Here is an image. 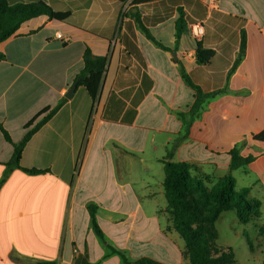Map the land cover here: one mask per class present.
Here are the masks:
<instances>
[{
    "label": "crops",
    "instance_id": "0c3cea01",
    "mask_svg": "<svg viewBox=\"0 0 264 264\" xmlns=\"http://www.w3.org/2000/svg\"><path fill=\"white\" fill-rule=\"evenodd\" d=\"M43 1L69 17H34L0 43V264H189L164 162L211 185L258 164L264 182V0ZM198 43L216 51L210 63ZM87 49L108 57L98 99L83 85L68 98ZM63 98L5 176L13 143ZM235 148L254 160L232 170Z\"/></svg>",
    "mask_w": 264,
    "mask_h": 264
},
{
    "label": "trees",
    "instance_id": "16d2710c",
    "mask_svg": "<svg viewBox=\"0 0 264 264\" xmlns=\"http://www.w3.org/2000/svg\"><path fill=\"white\" fill-rule=\"evenodd\" d=\"M46 15L50 19L64 21L70 13L55 11L43 0L31 2L10 3L0 0V43L16 34L21 25L34 17ZM136 21L143 27L141 20ZM185 25L183 16L176 21L177 36L181 34ZM144 29V27H143ZM246 50V37L242 34L241 45L235 65L240 62ZM216 51L205 48L198 43L196 61L198 64H208L214 58ZM5 58L0 52V61ZM108 57L96 56L89 49L84 56V67L76 75L73 85L86 87L91 97L98 99L101 81L106 69ZM201 99V98H200ZM199 99L198 103L201 101ZM66 101L63 98L56 106L45 108L39 115H45L32 126L19 143H13L14 151L7 163L5 176L13 167L20 168L21 153L33 133L50 119ZM36 118L26 124V128L33 125ZM5 138L11 140L7 131H3ZM264 142V130L254 137ZM254 160L253 155L243 157L237 148L232 150L230 168L238 169ZM166 178L164 190L167 200L166 211L170 215L172 228L175 229L185 242L184 254L189 264H235L236 255L232 247L217 244L218 231L216 222L225 211L234 210L239 221L248 223L261 215V201L251 196V188H236V179L232 175L220 178L211 185L210 178L197 171L194 166L184 162L165 161ZM30 173H41L39 169H25ZM50 264V263H41ZM133 264H164L150 258H142Z\"/></svg>",
    "mask_w": 264,
    "mask_h": 264
},
{
    "label": "rangeland",
    "instance_id": "374dc122",
    "mask_svg": "<svg viewBox=\"0 0 264 264\" xmlns=\"http://www.w3.org/2000/svg\"><path fill=\"white\" fill-rule=\"evenodd\" d=\"M254 171L248 170L247 175L237 173L239 190L243 187L251 188V196L261 201V215L248 223L239 221L234 210L225 211L216 222L218 231L217 244L232 247L236 255L235 264H264V182L257 174L261 167L257 164ZM257 169V171L255 170ZM241 178L245 183L252 184L241 186Z\"/></svg>",
    "mask_w": 264,
    "mask_h": 264
},
{
    "label": "built area",
    "instance_id": "2783aa9c",
    "mask_svg": "<svg viewBox=\"0 0 264 264\" xmlns=\"http://www.w3.org/2000/svg\"><path fill=\"white\" fill-rule=\"evenodd\" d=\"M191 32L195 37H200L204 33L203 25L200 23L191 24L190 26ZM57 37H62L61 34H57ZM78 172V168L76 169V174Z\"/></svg>",
    "mask_w": 264,
    "mask_h": 264
},
{
    "label": "water",
    "instance_id": "95a60500",
    "mask_svg": "<svg viewBox=\"0 0 264 264\" xmlns=\"http://www.w3.org/2000/svg\"><path fill=\"white\" fill-rule=\"evenodd\" d=\"M75 87H76V85H73L70 88V90L65 94V96L68 97V98L71 97L73 95V93H74Z\"/></svg>",
    "mask_w": 264,
    "mask_h": 264
}]
</instances>
